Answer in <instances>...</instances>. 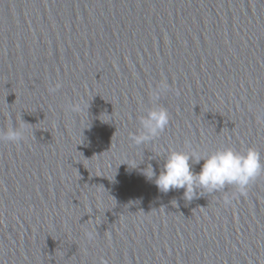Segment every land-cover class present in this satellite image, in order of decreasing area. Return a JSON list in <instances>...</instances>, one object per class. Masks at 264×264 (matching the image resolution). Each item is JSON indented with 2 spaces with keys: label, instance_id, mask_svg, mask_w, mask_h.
I'll use <instances>...</instances> for the list:
<instances>
[{
  "label": "water",
  "instance_id": "1",
  "mask_svg": "<svg viewBox=\"0 0 264 264\" xmlns=\"http://www.w3.org/2000/svg\"><path fill=\"white\" fill-rule=\"evenodd\" d=\"M158 107L168 126L135 145ZM13 126L0 264H264V174L190 201L145 175L170 150L264 163V0H0V136Z\"/></svg>",
  "mask_w": 264,
  "mask_h": 264
},
{
  "label": "clouds",
  "instance_id": "2",
  "mask_svg": "<svg viewBox=\"0 0 264 264\" xmlns=\"http://www.w3.org/2000/svg\"><path fill=\"white\" fill-rule=\"evenodd\" d=\"M61 85L50 87L49 92H56ZM168 90L167 84H162L152 93L153 101L159 100L162 93ZM69 110L81 111L79 105H70ZM169 113L166 108L158 107L147 111L140 118L142 131L132 135V142L139 146L151 143L165 130L169 124ZM25 137V130L13 126L8 132L0 136V141L19 144ZM203 164L199 172L193 171V165ZM145 173L149 180L154 177V183L161 193L167 194L172 190L184 189L183 197L192 200L198 192L214 194L224 191L229 186L236 189L234 197L246 196L249 186L264 174V163L261 162L260 153L253 147L237 151L231 147L217 149L211 153L196 151L185 152L170 150L164 158L159 175L153 167ZM232 198L225 197L224 204L228 206ZM176 203V201H175Z\"/></svg>",
  "mask_w": 264,
  "mask_h": 264
}]
</instances>
